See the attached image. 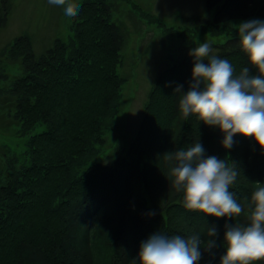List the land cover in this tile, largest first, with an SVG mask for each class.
Wrapping results in <instances>:
<instances>
[{"label": "trees", "instance_id": "trees-1", "mask_svg": "<svg viewBox=\"0 0 264 264\" xmlns=\"http://www.w3.org/2000/svg\"><path fill=\"white\" fill-rule=\"evenodd\" d=\"M119 1L78 2L72 34L56 39L38 57L26 34L0 52V91L13 106L11 120L27 138L22 158L13 156L0 170V264H140V246L155 233L214 240L211 248L200 246L197 264H221L225 225L248 223L254 183L264 184V150L240 134L225 149L219 127L192 114L184 118L179 99L193 80L190 52L204 37L219 40L211 47L233 65L235 75L244 67L250 76L259 75L240 47L237 26L264 20V0H205L211 18H190L177 30L150 13L135 14L161 37L178 42L165 50L167 67L154 78L136 138L104 164L130 78L121 55L127 28L114 19ZM5 20L0 11V27ZM10 65L20 68L19 77L4 72ZM195 143L203 146L205 158L236 165L238 176L229 191L244 209L239 217L215 218L184 207L163 155ZM211 227L217 229L215 237L208 235Z\"/></svg>", "mask_w": 264, "mask_h": 264}, {"label": "clouds", "instance_id": "clouds-1", "mask_svg": "<svg viewBox=\"0 0 264 264\" xmlns=\"http://www.w3.org/2000/svg\"><path fill=\"white\" fill-rule=\"evenodd\" d=\"M51 5L64 6V14L73 18L80 10L74 0H48ZM240 47L249 63L259 75L250 76L244 67L235 75L233 65L213 55L208 42L198 43L191 52L195 58L192 83L179 99V109L184 118L190 114L208 126H218L224 139L222 145L230 149L233 136L240 134L253 138L264 150V21L253 19L237 26ZM207 59V63L204 61ZM201 84L204 85L200 90ZM182 86L175 91L179 93ZM173 187L183 192L184 207L215 218L239 217L244 209L229 191L238 176L236 165L227 164L216 156L205 158L203 146L195 143L187 150L181 149L163 155ZM253 207L245 213L247 225H225V254L221 264H255L264 260V184L254 183ZM154 214V213H153ZM208 235L215 237L217 229L211 227ZM205 243L194 234L188 238L179 235L168 237L161 233L151 235L142 242L140 264H197L201 259L200 246ZM132 264H136L135 261Z\"/></svg>", "mask_w": 264, "mask_h": 264}, {"label": "rangeland", "instance_id": "rangeland-1", "mask_svg": "<svg viewBox=\"0 0 264 264\" xmlns=\"http://www.w3.org/2000/svg\"><path fill=\"white\" fill-rule=\"evenodd\" d=\"M81 0H74L78 3ZM117 1V0H115ZM0 11L5 13L6 20L0 27V52L15 38L26 34L30 37L32 50L36 57L43 54L56 39L65 40L72 34V19L64 14V6L51 5L48 0H0ZM143 12L164 19L168 25L186 26L190 18L201 16L210 19L212 13L205 11V0H121L118 11L114 10V19L122 22L127 28L128 42L121 52L126 55L125 71L130 75L128 85L123 92L122 112L117 118V128L108 135L104 164L111 163L112 156L125 151L136 138L138 127L143 117V106L151 89L155 76L167 67L165 62L167 46L174 42L169 37H161L160 30L148 28L145 20L137 21L135 14ZM173 13L180 15L175 21ZM264 21V20H262ZM169 27V26H168ZM171 27V26H170ZM187 27H191L189 24ZM162 30V28H161ZM179 32V30H178ZM167 33V32H166ZM165 36V37H164ZM210 44L217 43V38L204 37ZM222 39L221 41H223ZM174 51L176 46L172 47ZM213 55L216 50L212 49ZM6 61V60H5ZM2 63V62H1ZM0 63V65H1ZM136 65L132 71L131 66ZM4 72L14 79L21 74L18 66L10 65ZM0 82V89L3 88ZM0 91V170L6 162L20 155L26 149L27 138L19 126L11 120L13 106L7 103Z\"/></svg>", "mask_w": 264, "mask_h": 264}]
</instances>
